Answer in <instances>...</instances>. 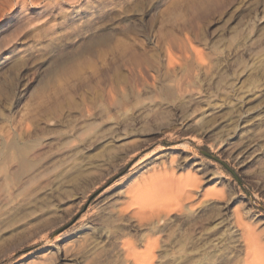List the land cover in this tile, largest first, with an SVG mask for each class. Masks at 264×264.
Segmentation results:
<instances>
[{
  "label": "rangeland",
  "instance_id": "obj_1",
  "mask_svg": "<svg viewBox=\"0 0 264 264\" xmlns=\"http://www.w3.org/2000/svg\"><path fill=\"white\" fill-rule=\"evenodd\" d=\"M22 8L0 14V264L264 252V0ZM166 172L194 180L185 208L122 219L126 189Z\"/></svg>",
  "mask_w": 264,
  "mask_h": 264
},
{
  "label": "bare ground",
  "instance_id": "obj_2",
  "mask_svg": "<svg viewBox=\"0 0 264 264\" xmlns=\"http://www.w3.org/2000/svg\"><path fill=\"white\" fill-rule=\"evenodd\" d=\"M14 1L16 2L13 3V0H0V14H3V12L8 11V9L14 8L15 6L20 7V9H23L22 7L25 8V0H14ZM250 149L251 147L243 148V150H241L239 153L241 155L240 159L246 158V156L249 155ZM133 157H135V154ZM173 172H171L170 174L166 172L167 174L163 176L161 174L155 175V176L149 177V180H146L145 178V180L143 181L141 180L138 184H136L135 187L134 186L130 188L128 187L125 193L127 195V198L129 199L130 204L126 207H119L120 208L119 214L120 216H122L121 218L123 219L125 216H131L132 218H137L138 221H144V222L148 221L150 223L153 218H159L161 220L163 217L169 216V213L174 211L175 208H178L179 211H181L182 208H185V206L182 204L185 201H190L189 199L192 200L194 198L193 190H194V187L196 186L193 184L194 180L189 182L190 184L191 183L193 184V185H190L184 179L177 178L176 174ZM192 188L193 190H191ZM171 202L173 203L171 204ZM195 222H196L195 224H197L198 220H196ZM193 228H195L194 224H193ZM208 230L210 231L211 229H207V231ZM187 236L188 235H186V237ZM215 236H216V233H211L208 239H210V237H215ZM248 240L249 239L245 241L246 242V245H245L246 258L244 257L247 264H250V263L264 264V252H262L263 250L262 249H260L261 251L259 250L256 251L257 249L254 250L253 244H252L253 240L251 241V243ZM207 243L208 242H206V244ZM122 244L125 249L126 255L129 254V256H131L130 255L131 250L132 252L135 250L134 243L131 242V240L130 241L125 240V241H122ZM191 261H188V262H191Z\"/></svg>",
  "mask_w": 264,
  "mask_h": 264
}]
</instances>
